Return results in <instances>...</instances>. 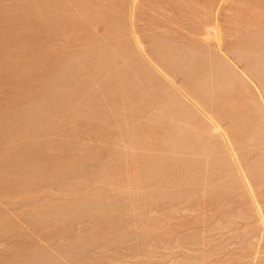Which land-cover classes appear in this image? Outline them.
Listing matches in <instances>:
<instances>
[{"label":"rangeland","instance_id":"1","mask_svg":"<svg viewBox=\"0 0 264 264\" xmlns=\"http://www.w3.org/2000/svg\"><path fill=\"white\" fill-rule=\"evenodd\" d=\"M0 264H264V0H0Z\"/></svg>","mask_w":264,"mask_h":264}]
</instances>
